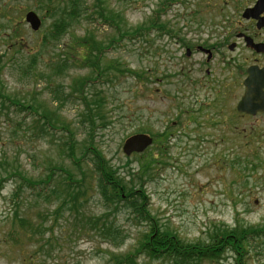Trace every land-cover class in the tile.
<instances>
[{
	"label": "rangeland",
	"instance_id": "rangeland-1",
	"mask_svg": "<svg viewBox=\"0 0 264 264\" xmlns=\"http://www.w3.org/2000/svg\"><path fill=\"white\" fill-rule=\"evenodd\" d=\"M161 1L103 0L104 7L119 15L124 24L119 23L115 29L96 26V22L83 19L71 30L82 36L87 30L96 28L94 32L103 42L117 38L116 30L121 31L120 41L104 55V62L111 61L113 69L108 79L95 87L97 95L104 94L107 102L104 109L108 117L106 129L97 128L93 138L87 142L88 128L80 125L79 115L86 111L81 102L73 99L60 111L76 129L79 142L77 159L81 169L68 157H59L56 153L53 145L66 141L61 140L66 138L65 132L52 131L60 138H35L34 135L32 138V133L24 135V128L18 129L16 125L23 123L24 115H18L16 108L8 102L1 108L10 120L6 117L0 119V161L5 166L0 167V175L9 177L0 182V264H118L119 257L128 256L134 250L145 232L144 226L147 228L148 222L136 219L131 208L128 209L132 204L141 209L139 215L144 212L156 221L162 231L176 234L188 245L205 243L208 232L217 224L230 229L237 224L244 229L264 225V116L242 117L236 121L233 113L243 90L228 88L231 100L225 112L229 119L227 124L206 127L205 117L200 118V127L193 122L186 123L185 110L198 113L200 105L206 104L205 99L210 102L214 99L216 86H211L209 81L218 74L207 79L205 59L202 60L199 54L191 60L183 58V53L177 51L175 41L168 35L154 31L148 35V40L145 39L143 26L151 21ZM182 1L181 5L173 6L162 20L169 22L175 31L183 32L186 38L191 35L186 33L189 27L194 31L198 26H204L201 30L206 31V26L222 23V16L193 18L189 15L196 10L193 1L179 0L180 3ZM51 2L52 6L47 0H0V91L13 95L15 99L31 101L34 105H42L47 95L50 98L54 94L53 87L49 89L46 84L50 75L46 65L53 51L67 50L73 35L68 32L57 47L43 44L44 32L54 19L49 10L57 5L53 0ZM94 2L86 0L90 9ZM28 11H35L43 21L38 32L25 21ZM207 35V32L203 34L204 37ZM39 53L42 59L36 64L37 73L26 74L31 58ZM117 66L122 72L117 71ZM212 67L218 72L224 69L222 65L213 64ZM87 73V69H70L64 75L52 76L50 81L62 82L66 88L74 78ZM100 79H95V82ZM199 81L205 86V97L199 93L202 88ZM173 96L182 108L175 104ZM175 118L179 121L173 126ZM167 129L172 137L151 148L159 162L152 163L149 173L152 177L146 180L141 171V161L145 156H126L124 142L132 135L157 134ZM221 136L225 139L223 144H220ZM159 149H163L162 155H158ZM94 151H100L109 166L119 169L121 176L128 181L132 179L131 175L127 177L128 173L139 171L135 175L139 185L134 184L133 194L143 189L148 196L146 200L133 197L119 205L120 212L116 215V224L122 227L116 237L121 239L119 247L108 239H102L98 228L89 226L88 231L77 229V226L82 227L79 223H89L104 213L102 194L101 198L92 189L98 177L95 174L97 170H92L93 160L98 163ZM60 163L79 180L78 185L83 192L80 203L84 208L79 215H70L66 211L55 221L52 212L59 203L52 198L45 200L51 188L43 192L41 187L44 185L40 184ZM7 170L24 172L39 187L29 189L24 186L15 197L14 190L19 188L20 181L16 176L5 175ZM141 179L145 181L142 188ZM59 180L52 184L60 186L64 181L61 177ZM125 183L122 181V185ZM106 213L112 214L110 210ZM15 214L19 216L17 219ZM100 224L111 227L109 220ZM248 251L249 256L241 264H264V235ZM137 262L147 264L146 257L142 255ZM205 264L236 263L231 254H226L218 261Z\"/></svg>",
	"mask_w": 264,
	"mask_h": 264
},
{
	"label": "trees",
	"instance_id": "trees-1",
	"mask_svg": "<svg viewBox=\"0 0 264 264\" xmlns=\"http://www.w3.org/2000/svg\"><path fill=\"white\" fill-rule=\"evenodd\" d=\"M51 1L52 0H47V3L52 6L53 3ZM53 1L57 5L53 6L49 11L52 12V17L54 19L48 30L44 32L45 34L42 39L43 44H48L52 47H57L58 43L64 39L65 35L71 32L73 27L83 19L96 22V26L115 27V29H118V25L124 24L123 19L119 15L104 7L103 0H95L92 9L87 5L86 0ZM153 25L156 27L157 23ZM95 29L87 30L82 36H78L71 32L73 35L70 38L67 50L52 52V56H50L51 60H49L46 65L47 70L50 71L46 84L50 86L49 89L53 87L54 94L51 95L50 98L47 95L48 98L42 105H34L31 101L15 99L13 95L0 91V119L6 117L10 120L8 114L1 110L2 107L6 106V102H8L16 108L18 115L25 116L24 121L22 120L23 123L16 124L18 129L20 127L24 128V135L32 133V138L34 135L35 138L37 136H49L51 139H54L58 135H55L52 131L65 132L66 138H61V140L66 139V141L64 143H55L56 145L54 144L53 146H55L56 153H58L59 157H68L79 169H81V164L77 159L79 142L75 132L76 129L66 120L60 111L61 108L66 105L65 103L71 102L73 99L81 102L86 111L79 115L80 125L84 128H88L87 142L93 138L94 134L97 132V128L106 129L108 117L104 109L107 107V102L104 94L97 95L95 87L97 83L108 79V75L113 69L111 61L104 62L106 50L116 45L121 39V31L116 30L117 38L114 37L107 42H103L98 39L96 32H94ZM40 54L41 53L36 54L31 58L28 71L25 72L26 74H31V72L37 73L36 64L42 59ZM81 68L87 69L88 73L74 78L66 88L62 82L53 83V81H50L52 76L64 75L69 72L70 69ZM116 69L122 72L118 66ZM128 72L132 73V70H128ZM99 77L101 78L99 82H95V79ZM55 104H57L56 107H54ZM47 112L48 114H46ZM32 121H34L35 124ZM11 122H14V120ZM151 136L154 137L155 142L158 139L161 143V141H169L171 134L169 129H167L166 132H163L162 136L159 133H151ZM58 137L60 138V136ZM94 153H96L98 157V163L93 160L92 167L94 168L92 170H97L95 174H98V177H96V183H93L92 189H95L100 197L102 194L103 198H101L105 203L104 213L100 214L98 217H94L90 221L88 220L89 223H79L78 225L82 227L78 228L77 226V229L88 231L87 228L89 226L93 229L98 228L99 235L102 239L105 241L109 240V242L116 247H119L121 239L116 238L120 228H122L116 224V215L120 212L119 205L133 197L146 200L148 196L143 189L133 194L135 190L133 187L139 182L135 181V175L139 171L137 173H128L127 177L130 175L132 177V179L128 181L125 176H121L119 169L109 166L100 151H94ZM133 156L143 157V155L138 154H134ZM148 157L149 158H145L141 161L142 175L146 180L152 177V175L149 174L152 163L159 162L158 158L152 154ZM0 167L5 168L2 161H0ZM152 169L155 170V167L153 166ZM5 175L16 176L20 181V186L17 188L18 192L16 188L14 190L15 197L19 196V191H22L24 186L29 189L39 187L37 186V182L24 172L7 170ZM60 177L64 182L60 184V186H54L52 183H55L57 180L59 182ZM110 177H112L111 180ZM8 179L9 177L3 176L2 174L0 175V182ZM143 179L140 180L142 183L141 188L145 185ZM122 181H126L127 183L122 185ZM79 183L74 173L61 163L59 167H56V170L52 168L45 179L41 181L40 186L44 185L41 187L43 192L51 188L45 200L52 198L56 199L59 203L52 212L55 221H58V217H61L66 211H68L70 215H79L80 210L84 208L82 203H80L83 192L80 185H78ZM37 195L38 197L41 196V194ZM137 202L145 205L141 201ZM78 206L80 207L78 208ZM126 206L127 204L125 203V208ZM129 208H131L133 216H136V219L139 218V220L148 223L147 228L144 226L143 230L145 232L142 238L140 237V241L137 242V246L133 248L134 250L128 256L119 257L120 260L118 264H138L137 260L142 255L146 257L147 264H154L157 262H164L165 264H205L206 262L211 263L218 261L226 254H231L235 263L241 264L243 259L249 256L250 253L248 250H251L253 243L264 235V225L255 229L251 226L249 229H244L237 224L230 229L228 226L220 227V224H217V226L208 232V240L205 243L198 242L188 245L177 238L176 234L170 231H162L156 221L148 218L144 212L139 215L141 209L136 205L132 204V207L128 206V209ZM107 210H110L112 214L108 215L106 213ZM15 216L16 219L19 217L16 214ZM103 220H109L111 222V227H108L106 224L101 225L100 223ZM20 221L22 222V219ZM106 226L109 228L107 235ZM23 227L26 228L25 226Z\"/></svg>",
	"mask_w": 264,
	"mask_h": 264
},
{
	"label": "flooded vegetation",
	"instance_id": "flooded-vegetation-1",
	"mask_svg": "<svg viewBox=\"0 0 264 264\" xmlns=\"http://www.w3.org/2000/svg\"><path fill=\"white\" fill-rule=\"evenodd\" d=\"M192 1L196 10L190 13V16L193 18H195L194 16L206 15L222 16L224 17L222 23L206 26V31L201 30L204 26H198V29L194 31L191 30V27L187 26L190 29H187L186 33L191 34L188 39L185 34H182L183 32L175 31L169 22L162 20L173 6L181 5L183 1L180 3L179 0H164L160 5L161 8L155 14L156 27L153 24L145 25L143 36L147 39L148 35L156 31L162 35L172 37L176 43L175 45L178 47L177 51L180 50L183 53V58L191 60L196 54H199L202 60L203 58L205 59L204 64L207 66L205 71L207 79L218 74L214 80L209 81L211 86H216L214 99L211 102L205 99L206 104L200 105L198 113L185 110L188 124L193 122L196 127H200L202 125L200 118L205 117V126L215 127L222 123L227 124L229 120L225 113L228 108V101L231 100L228 98V88L233 89L232 91L242 89L244 93V79L247 76L249 67L253 66L264 69V0ZM206 32L208 35L204 37L203 34ZM213 64L222 65L224 69L218 72L212 67ZM198 85L199 87L202 86L199 93L205 97L204 84L201 85L199 81ZM179 88L183 89L182 86H179ZM206 89H208L207 85ZM174 96L177 95L175 94ZM174 96L173 101L177 106H180ZM180 108L182 107L180 106ZM233 116L237 117L236 121L242 119V116L238 113L236 114V111L233 113ZM262 116H264V111L258 113L253 118ZM178 121L175 118L172 124L175 125ZM219 130L222 132L220 127ZM159 134L162 136L163 132ZM158 142L159 140L157 139ZM223 143H225V139L224 136H221L220 144ZM148 150L150 148L145 152ZM158 151L163 153L162 149Z\"/></svg>",
	"mask_w": 264,
	"mask_h": 264
},
{
	"label": "water",
	"instance_id": "water-1",
	"mask_svg": "<svg viewBox=\"0 0 264 264\" xmlns=\"http://www.w3.org/2000/svg\"><path fill=\"white\" fill-rule=\"evenodd\" d=\"M26 21L34 31L41 27L39 16L30 11L26 15ZM246 91L242 100L238 104V110L251 115L264 110V71H258L257 68L249 69V75L245 80ZM153 140L143 134L134 135L128 138L124 145V152L130 156L134 152L141 153L152 144Z\"/></svg>",
	"mask_w": 264,
	"mask_h": 264
}]
</instances>
